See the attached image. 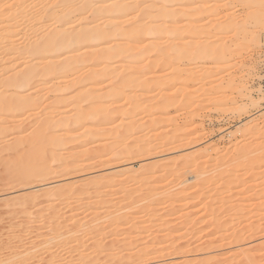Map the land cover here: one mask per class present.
<instances>
[{"label":"rangeland","instance_id":"obj_1","mask_svg":"<svg viewBox=\"0 0 264 264\" xmlns=\"http://www.w3.org/2000/svg\"><path fill=\"white\" fill-rule=\"evenodd\" d=\"M138 1L151 11L131 16L159 19L151 26L167 30L138 41L116 36L103 45L84 42L77 55L119 48L102 52L107 58L101 65L87 62L79 70L60 69L49 84L40 78L16 87L7 78L25 68L24 60L0 52V257L13 251L12 264H264V28L254 38L256 9L246 0ZM88 15L84 24L128 18L126 12L120 18ZM133 65L130 75H142L144 82L128 90L129 100L122 82ZM90 70L111 76L85 80ZM91 91L103 95L110 122L97 129L89 120L75 132L78 139L57 146L59 160L48 163L49 170L45 164L44 179L37 177L40 171H23L20 165L32 159L29 148L44 141L20 139L46 118L57 124L88 107L83 94ZM110 92L117 102L106 97ZM32 93L47 97L16 111L14 103ZM132 124L116 139L112 130ZM90 130L101 134L90 137ZM85 139L96 150L83 152ZM108 145L118 147L98 156L97 149ZM255 148L242 158L252 170L233 168V159ZM231 174L235 183L227 188L218 177ZM96 178L102 184H94Z\"/></svg>","mask_w":264,"mask_h":264},{"label":"bare ground","instance_id":"obj_2","mask_svg":"<svg viewBox=\"0 0 264 264\" xmlns=\"http://www.w3.org/2000/svg\"><path fill=\"white\" fill-rule=\"evenodd\" d=\"M95 1L96 0H0V52H15V54L17 55L15 59L18 61H22L23 59V63H25L22 67L24 68L25 66L24 69H21L19 72H17V74L11 76V79L7 78V81L11 84V86H27L30 81L40 78H42V80H45L42 84L46 85L50 83V78L57 74L60 69L68 71L79 70V67L81 65L91 61H94L95 64L100 62L98 63V65H101L102 61L106 60L105 58H107L102 54V52L116 53L119 51L118 47H111L110 49L104 48V50L102 51L101 49L85 51V53L77 55L76 52L81 49V45L84 42L92 41L94 43H99L100 45L102 43L103 45L106 42H113V39L116 36H125L130 38L131 40L138 41L142 35H159L160 33H163L167 30L165 26H159L157 28H153L151 26L153 23H159V19L154 18L152 19V21L144 22L147 17L136 18V16H131L138 10L141 12L142 16L149 14V12L151 11L150 7L140 9L142 2L138 0H115V3L109 6H96ZM246 3L256 9L254 14L252 15L255 20V29L253 31V36L254 38H256L259 30L264 28V0H246ZM166 8V5H162L160 7V12L165 13ZM125 12L127 13L128 18L123 20L121 23L112 24L111 22H103L101 24H95L94 21H90L87 24H84L82 22V20L85 18L84 16H86L87 13H89V15L87 16L88 18H104L108 14H112L114 18H120ZM110 39L112 41H110ZM22 40H27L28 42L23 44ZM21 44H23L24 46H20ZM155 46L154 48L156 52L163 51L162 47L157 45ZM66 53L73 54L69 55L64 60H55L57 58H60L62 54ZM136 67L137 66L134 67V65L127 67L125 71L126 73H129L130 71L137 69ZM104 71L105 70H90L85 80H93L97 83H100L101 80L105 76L107 77V75L109 74L105 73ZM128 73L123 77L124 79L122 78V87L123 91L127 90V99L131 100V98H133L131 92L134 89L131 88L135 85L138 86L142 84L144 81L140 80L141 78H143L142 75H140V77H136L131 76L130 73ZM176 73H178V71ZM110 74L109 76H111ZM115 75L113 76L116 77ZM99 79L100 81H97ZM115 89L111 88L109 90L114 91ZM128 90H130L131 92H129ZM91 94L92 91L91 93L83 94L84 97L89 99L91 104L88 107L77 108L71 118L58 119L57 124L56 121L52 118H46L47 121L44 122L43 120H40L42 123L39 122L40 124L37 125L38 127L32 129L35 130L34 132L30 131V135L28 134L26 135L27 137L25 136L20 139L21 141L19 142L22 143H25V141H29V143L38 140L44 141L42 142L44 144H37L38 146L35 145L30 147L31 149L29 148L30 155L31 153L33 154L31 155L32 157L30 156L32 159L28 160L27 158V162H25V164L23 165H20L23 166V169L25 168L23 171L32 169L40 171L37 177H40L39 179H44L45 173L43 172V167L45 166V164L49 170V167L51 166H49L48 163L52 162L53 160H59V155L54 151L56 150L57 152L58 147H63V145L65 144L67 145L68 141L78 139V137H74L77 135L75 132L85 126V123L87 121H94L96 127L93 128L97 129L102 128V125H107L110 122L111 118L108 115V108L105 105H101V99L103 95L93 96ZM35 95L36 94L32 93L30 94V96H27V98H23V100L19 101V103H14L15 110L22 111L28 108H34L40 102L42 103L44 101V98L47 97V94H45L46 96L44 95L45 97L40 94L41 97L34 98L36 97ZM108 96L112 98L111 101L113 103L117 102L116 94L114 92L108 93L106 97ZM166 99L169 100L170 97L166 95L164 101ZM135 100L136 99L130 102L132 108H135L138 105V102ZM53 101L56 102V99ZM112 102L111 104H113ZM2 103H4V100L2 94L0 93V104ZM50 120H53L54 122L52 121V123ZM37 121L38 120H36L35 122L36 124L38 123ZM55 125L58 126L56 127ZM54 127L56 128V130H58L57 128H59V132L53 129ZM128 128H134V124L126 127V129L124 130L116 128L112 131L116 133V139L121 141L122 138L126 135ZM57 133H59V135ZM88 133H91L90 137L101 134L100 131L95 133V130H90ZM87 138H89V136ZM84 142H82L83 145L86 144L84 146L87 147L89 142L87 143L86 139L84 140ZM80 145L82 146V148L84 147L82 144ZM117 147L118 146L115 147L114 145L99 147L100 149H97V151L100 152L101 155L99 154L98 156L103 157V155L107 154H104V152L108 151L110 153H113ZM84 150L85 152H88L89 150L91 151L93 149L91 147H87L82 151L84 152ZM256 150L257 148L253 150L247 149L243 153H240L236 159H233L236 162L235 165H233V168L246 170V168H248L247 166L249 165L245 164L242 158L246 157L247 154H251L252 152L255 153ZM53 152L56 155V158L58 156L57 159H55V155L53 156ZM146 152L148 153V151L145 149L141 151V153L143 154H146ZM88 154L86 153L85 156L79 155V157L76 155V158H81L80 156H83L85 158ZM93 154L91 153V155ZM23 157L20 159L21 161ZM256 160H260V155L256 156ZM79 161L76 162L78 163ZM22 162L19 161V163L21 164ZM74 162L70 164H72L73 166L76 165ZM192 164L197 165L196 162ZM192 164H190L189 166H191ZM248 170L252 169L248 168ZM235 177L236 174H231L229 176L220 175L218 178H224L225 181H227L226 187L230 188L235 183ZM101 178H96L97 181L95 180L93 181V183L99 184L100 181L102 182V180H100ZM188 180L189 178H185V180H183L181 183L184 184ZM217 180L218 179L213 181L212 179V184L214 185ZM101 182L100 184H102ZM66 188L67 187H65V189ZM219 188L220 187L216 186L213 189L217 191ZM65 189H61L60 191ZM68 191L69 189L60 193H62V195H66ZM50 192L51 189H48L46 190V192H44V195H51ZM12 252L13 251H11L10 255L13 254ZM10 255H8L7 257H0V264H12V257Z\"/></svg>","mask_w":264,"mask_h":264}]
</instances>
